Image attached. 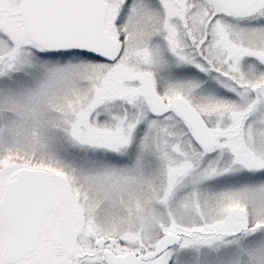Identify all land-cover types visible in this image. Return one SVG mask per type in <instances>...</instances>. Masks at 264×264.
I'll return each instance as SVG.
<instances>
[{
    "label": "snow or ice",
    "instance_id": "obj_1",
    "mask_svg": "<svg viewBox=\"0 0 264 264\" xmlns=\"http://www.w3.org/2000/svg\"><path fill=\"white\" fill-rule=\"evenodd\" d=\"M0 264H264V0H0Z\"/></svg>",
    "mask_w": 264,
    "mask_h": 264
}]
</instances>
